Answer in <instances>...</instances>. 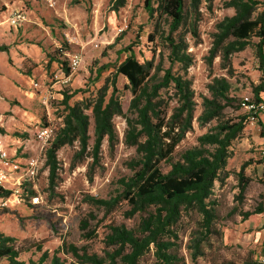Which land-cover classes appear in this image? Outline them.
I'll return each mask as SVG.
<instances>
[{
    "label": "rangeland",
    "instance_id": "1",
    "mask_svg": "<svg viewBox=\"0 0 264 264\" xmlns=\"http://www.w3.org/2000/svg\"><path fill=\"white\" fill-rule=\"evenodd\" d=\"M147 2L125 0L114 11L111 0H0V140L17 166L0 185L7 192L0 193V243L21 251L19 263L91 264L95 257L108 264L128 251L113 244V229L142 228L147 214L125 200L127 185L139 147L158 152L160 143L143 131L145 101L116 73L133 56L150 68L148 115L179 139L160 163L164 173L186 164L190 151L210 156L215 145L205 137L221 140L241 125L207 216L183 207L162 235L177 264H264V92L259 106L254 94L264 83L261 39L225 30L238 15L261 22L264 0H182L178 23L163 13V0H149L150 13ZM15 12L25 18L17 28L9 25ZM74 54L82 65L56 83L60 63L67 75ZM45 127L43 143L36 134ZM30 159L38 162L33 176L26 175ZM138 264H159L155 249Z\"/></svg>",
    "mask_w": 264,
    "mask_h": 264
},
{
    "label": "trees",
    "instance_id": "2",
    "mask_svg": "<svg viewBox=\"0 0 264 264\" xmlns=\"http://www.w3.org/2000/svg\"><path fill=\"white\" fill-rule=\"evenodd\" d=\"M124 2L125 0H111L110 7L116 11L124 5ZM146 10L149 13L152 11L149 0ZM162 10L175 23H178L181 17L182 0H163ZM225 30L238 39L257 35L261 39L258 52L264 64V18L261 22H257L249 20L244 14L234 16L227 21ZM60 64L64 65L65 62ZM116 73L127 79L136 100L145 101L144 108L139 110L143 131L148 140L153 141V146L160 144L158 152L151 147L147 150H143V146L139 147L138 152H142L143 156L136 163L137 169L131 179V184L127 185L129 190L126 192L125 200L140 213L146 212L147 216L143 218L142 228L137 232L125 228L113 229V244H120L121 248L127 247L128 251L112 254L108 264H138L139 258L151 247L155 249L159 264H177V256L169 248L170 242L164 241L162 235L176 223L183 207L195 206L207 216L206 200L217 179L218 172L225 166L230 141L240 130L241 125L231 127L232 131L221 140L218 138L211 140V137H205L208 142L215 145L214 152L210 156L190 151L186 156V164H172L171 170L164 173L160 163L171 157L179 139L172 136L171 132L161 133L162 124L153 123L152 117L148 115L150 108L147 105L149 100L146 86L150 68L130 56L117 67ZM263 92L264 83H261L254 90L257 106L263 103L260 97ZM164 139L170 142H165ZM0 193L7 192L0 188ZM150 207L156 208L152 212L146 211ZM20 252L11 245L0 243V261L22 264L16 261ZM115 256L119 257L118 261L114 258ZM87 260L91 264H105L95 257L87 258Z\"/></svg>",
    "mask_w": 264,
    "mask_h": 264
},
{
    "label": "built area",
    "instance_id": "3",
    "mask_svg": "<svg viewBox=\"0 0 264 264\" xmlns=\"http://www.w3.org/2000/svg\"><path fill=\"white\" fill-rule=\"evenodd\" d=\"M25 21L23 14L20 12H15L9 18V25L13 28H17ZM83 63V57L80 54H74L71 57L67 58V68L68 74H64L62 71L63 66H59V75L63 78L61 81L56 83L64 84L69 81L71 74L76 72ZM37 87V84H34ZM243 105H249V101L245 98ZM36 137L39 141L45 143L50 138V130L49 127L41 128L38 130ZM38 167V162L35 159H30L26 162V175L33 176L36 173ZM17 170V166L13 163L9 157L8 151L5 148L4 144L0 140V185L6 184L8 182V178H13L15 172Z\"/></svg>",
    "mask_w": 264,
    "mask_h": 264
},
{
    "label": "crops",
    "instance_id": "4",
    "mask_svg": "<svg viewBox=\"0 0 264 264\" xmlns=\"http://www.w3.org/2000/svg\"><path fill=\"white\" fill-rule=\"evenodd\" d=\"M60 66V65H59ZM58 75H59V69H58Z\"/></svg>",
    "mask_w": 264,
    "mask_h": 264
}]
</instances>
